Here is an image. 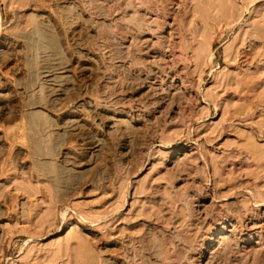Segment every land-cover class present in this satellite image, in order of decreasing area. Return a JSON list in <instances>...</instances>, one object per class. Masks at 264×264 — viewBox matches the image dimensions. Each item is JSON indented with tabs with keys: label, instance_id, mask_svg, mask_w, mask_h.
I'll return each mask as SVG.
<instances>
[{
	"label": "rangeland",
	"instance_id": "374dc122",
	"mask_svg": "<svg viewBox=\"0 0 264 264\" xmlns=\"http://www.w3.org/2000/svg\"><path fill=\"white\" fill-rule=\"evenodd\" d=\"M0 264H264V0H0Z\"/></svg>",
	"mask_w": 264,
	"mask_h": 264
},
{
	"label": "bare ground",
	"instance_id": "6f19581e",
	"mask_svg": "<svg viewBox=\"0 0 264 264\" xmlns=\"http://www.w3.org/2000/svg\"><path fill=\"white\" fill-rule=\"evenodd\" d=\"M177 2V1H176ZM143 5V4H142ZM148 6V5H147ZM227 9V8H226ZM149 12V11H148ZM223 12V11H222ZM227 13V12H226ZM172 15V14H171ZM155 16V15H154ZM134 17V16H133ZM157 17V16H156ZM164 17V16H163ZM155 18V17H154ZM177 18V17H176ZM178 22V21H177ZM141 23V22H140ZM167 23V22H166ZM174 23H175V21H174ZM170 24V23H169ZM180 25V24H179ZM168 26V25H167ZM169 30H170V28H168ZM172 31H173V29H172ZM168 32V31H167ZM170 34H171V31L169 32ZM175 33V32H174ZM167 36H168V34H167ZM170 36V35H169ZM171 37V36H170ZM179 39V38H178ZM182 58V57H181ZM164 66V65H163ZM241 221V220H240ZM239 221V222H240ZM239 222H238V224H239ZM236 223V222H235ZM232 224V223H231ZM253 224H255V222L253 223ZM260 224V223H259ZM263 224V223H262ZM237 225V224H236ZM244 226V225H243ZM247 226H249V225H247ZM253 226V225H252ZM251 227V226H250ZM235 228V227H234ZM247 228H249V227H247ZM250 229V228H249ZM236 230V229H235ZM255 231H256V229H254ZM250 234H253V233H250ZM219 236H218V238H222L221 237V235L220 234H218ZM252 236V235H251ZM249 237V236H248ZM216 239V238H215ZM210 241H213V237H210ZM209 242V241H208Z\"/></svg>",
	"mask_w": 264,
	"mask_h": 264
}]
</instances>
